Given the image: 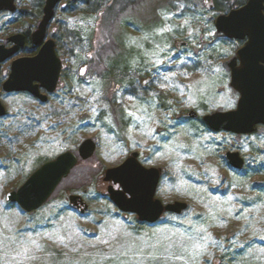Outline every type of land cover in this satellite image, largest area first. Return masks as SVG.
<instances>
[{"label":"rangeland","instance_id":"rangeland-1","mask_svg":"<svg viewBox=\"0 0 264 264\" xmlns=\"http://www.w3.org/2000/svg\"><path fill=\"white\" fill-rule=\"evenodd\" d=\"M28 1L34 9L40 0ZM229 11L227 0L62 1L58 90L47 103L1 96L0 264H264V127L236 135L203 121L239 100L228 64L244 42L215 27ZM9 19L0 16V41L12 34ZM88 139L94 156L43 207L26 213L7 202L43 164L78 155ZM132 152L145 167L166 169L157 199L188 203L187 211L140 223L98 192L104 171ZM228 152L241 155L243 170L229 165ZM68 193L89 210L72 208Z\"/></svg>","mask_w":264,"mask_h":264},{"label":"water","instance_id":"water-1","mask_svg":"<svg viewBox=\"0 0 264 264\" xmlns=\"http://www.w3.org/2000/svg\"><path fill=\"white\" fill-rule=\"evenodd\" d=\"M15 1L0 0V13L14 12ZM61 2L62 0H47L45 17L33 35L35 46L41 45L46 39L47 26ZM210 8L212 9V5ZM215 27L227 39L244 42L228 64L230 84L238 92L239 100L235 110L206 115L203 121L214 132L251 135L259 126L264 127V0H248L243 6L219 15ZM10 40L15 44L12 49L0 46V64L15 56L24 45L23 36H13ZM184 45L185 43L178 44L179 47ZM62 69L63 61L56 53V44L53 40H48L36 56L14 61L4 90L7 93L29 92L46 103L48 94L57 91ZM148 82L150 81H143V86ZM41 88L47 94H42ZM6 115L7 110L0 102V117ZM190 116L196 117L195 113ZM96 150V142L88 139L80 145L78 155L65 152L46 162L19 189L6 195L7 202L18 205L26 213L39 210L79 161L91 159ZM139 157V153L132 152L120 166L105 170L97 184L98 192L107 194L121 212L135 215L141 223L155 224L164 220L166 214L181 215L187 211L188 203L176 201L164 204L157 199L158 186L166 169L147 168ZM225 158L234 170H243L245 160L238 152H228ZM115 186L119 188L116 189ZM67 197L70 206L79 209L81 213L85 214L89 210L82 196L68 193Z\"/></svg>","mask_w":264,"mask_h":264},{"label":"flooded vegetation","instance_id":"flooded-vegetation-1","mask_svg":"<svg viewBox=\"0 0 264 264\" xmlns=\"http://www.w3.org/2000/svg\"><path fill=\"white\" fill-rule=\"evenodd\" d=\"M23 1H24L23 4L20 3V0L15 1L16 10L14 12L3 11L0 13V16L4 15V14L10 15V19H9L7 27H8V30L10 32L12 30V34L10 36H8L4 41H0V46H4L6 49L10 50L15 46V44L13 42H11V40H10L13 36L19 35V36L24 37V45H23V47H21L19 49L18 53L15 56L7 59L6 61H4L0 64V102L3 105H4V103L1 101V96L3 94L27 93V94L31 95L29 92L7 93L4 90V84L9 79L10 74L12 73V65H13L14 61H16L17 59H20V58L36 56L48 40H53L55 42L54 38L56 37V34L58 32V25L56 23V21H57L56 20V9L62 2L59 3V5L56 7V9L54 11V16L47 26L46 39L44 40V42L41 45L35 46V44L33 43V35L38 31L39 26L45 17V6H46L47 0L38 1L34 9H30V2L28 0H23ZM55 44H56V42H55ZM21 55H23V56H21ZM9 62H11L10 71L8 72V74H6L3 71V67H4V65H6ZM41 93L47 94V91L45 89L41 88ZM49 95H52V94H48V100H49ZM31 96L34 97L35 99H37L38 101H40L35 96H33V95H31ZM5 108L7 110L6 106H5ZM7 113H8V111H7ZM2 118H4V117H0V119H2ZM115 188H119V186H115ZM104 195L106 197H108L107 194H104ZM74 209L81 213V211L79 209H77V208H74Z\"/></svg>","mask_w":264,"mask_h":264},{"label":"trees","instance_id":"trees-1","mask_svg":"<svg viewBox=\"0 0 264 264\" xmlns=\"http://www.w3.org/2000/svg\"><path fill=\"white\" fill-rule=\"evenodd\" d=\"M244 3H238L237 0H235L234 4H232L231 1L227 0V6L229 7L230 10H232L236 7H239V6L243 5Z\"/></svg>","mask_w":264,"mask_h":264},{"label":"snow or ice","instance_id":"snow-or-ice-1","mask_svg":"<svg viewBox=\"0 0 264 264\" xmlns=\"http://www.w3.org/2000/svg\"><path fill=\"white\" fill-rule=\"evenodd\" d=\"M165 80H167V79H169L167 76L164 78ZM132 113H130V115H131ZM181 147L183 146V145H180Z\"/></svg>","mask_w":264,"mask_h":264}]
</instances>
